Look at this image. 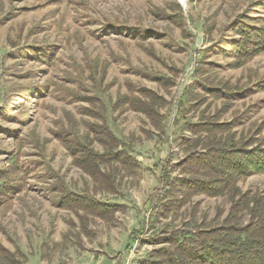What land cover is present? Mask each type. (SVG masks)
<instances>
[{"label": "rangeland", "instance_id": "1", "mask_svg": "<svg viewBox=\"0 0 264 264\" xmlns=\"http://www.w3.org/2000/svg\"><path fill=\"white\" fill-rule=\"evenodd\" d=\"M241 16L264 20V0H0V246L20 251L27 264H139L152 249L143 242L166 226L220 224L231 206L226 197L197 196L166 218L156 214L160 181L177 174L183 156L184 124L196 122L210 100L198 111L180 112L179 103L207 98L206 79L239 86L264 79V55L234 69L221 54ZM160 79L172 85L165 89ZM127 83L165 99L162 128L140 113L112 109ZM249 90L221 116L239 122L238 135L264 128V92ZM82 97L93 99L90 106ZM221 104L213 102L210 114ZM101 106L137 166L114 170L117 194L91 195L123 209L111 222L90 218L86 234L73 212L54 204L59 185L73 193L92 189L54 136L83 139L100 124L83 110ZM237 187L262 192L264 175Z\"/></svg>", "mask_w": 264, "mask_h": 264}, {"label": "trees", "instance_id": "2", "mask_svg": "<svg viewBox=\"0 0 264 264\" xmlns=\"http://www.w3.org/2000/svg\"><path fill=\"white\" fill-rule=\"evenodd\" d=\"M230 31L233 38L225 43L221 54L232 59L231 68L239 69L253 58L264 55V20L241 16ZM208 81L206 79L204 86L207 98L198 96L192 99L189 96L190 100L179 103L180 112L186 106L188 110L198 111L210 100L196 122L184 124L189 136L181 139L183 156L175 165L177 174L166 177L165 184L163 179L160 181L164 197L158 200L157 209L159 207L160 211L156 215L166 218L197 196L226 197L231 204L230 210L220 224L210 228L190 230L184 226L186 224L176 228L164 227L143 242L152 249L139 264H264V190L251 194L243 193L237 187L238 182L251 176L264 175V128L255 125L247 133L238 135L234 131L239 123L237 120L221 121L233 100L244 95L247 87L251 93L264 92V79H250L245 86ZM159 83L165 89L172 85L168 79H160ZM79 100L90 106L93 99L82 97ZM217 101H222L221 107L210 114L211 104ZM165 105V99L158 93L147 88L136 89L127 83L126 93L117 98L112 109L140 113L159 130L163 121L160 110ZM102 111L103 107L101 110L96 107L83 110L85 115L100 121V124L89 126L83 139L65 133L64 136H54L92 188L90 194L86 190L85 193H73L59 185L54 204L60 210L73 212L86 234L89 233L86 224L90 218L111 222L123 209L121 205L101 202L91 195L96 192L117 194L114 170L131 172L137 166L136 159L105 124ZM94 143L103 151H96ZM245 215L248 217L246 223ZM0 264H27V261L20 251L10 252L0 246Z\"/></svg>", "mask_w": 264, "mask_h": 264}, {"label": "bare ground", "instance_id": "3", "mask_svg": "<svg viewBox=\"0 0 264 264\" xmlns=\"http://www.w3.org/2000/svg\"><path fill=\"white\" fill-rule=\"evenodd\" d=\"M185 5V0H180Z\"/></svg>", "mask_w": 264, "mask_h": 264}, {"label": "crops", "instance_id": "4", "mask_svg": "<svg viewBox=\"0 0 264 264\" xmlns=\"http://www.w3.org/2000/svg\"><path fill=\"white\" fill-rule=\"evenodd\" d=\"M115 136V135H114Z\"/></svg>", "mask_w": 264, "mask_h": 264}]
</instances>
